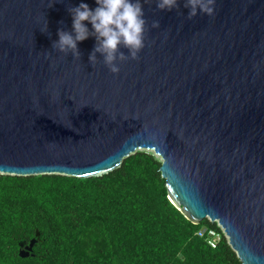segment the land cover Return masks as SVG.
<instances>
[{"label":"water","instance_id":"obj_1","mask_svg":"<svg viewBox=\"0 0 264 264\" xmlns=\"http://www.w3.org/2000/svg\"><path fill=\"white\" fill-rule=\"evenodd\" d=\"M53 2L0 0V173L99 176L152 150L172 203L218 221L242 264H264V0H216L192 19L184 0H141L145 47L118 74L99 53L89 63L94 36L79 60L52 48L68 9L95 0Z\"/></svg>","mask_w":264,"mask_h":264},{"label":"trees","instance_id":"obj_2","mask_svg":"<svg viewBox=\"0 0 264 264\" xmlns=\"http://www.w3.org/2000/svg\"><path fill=\"white\" fill-rule=\"evenodd\" d=\"M160 166L137 150L99 176L0 173V264H242L216 221L172 203Z\"/></svg>","mask_w":264,"mask_h":264},{"label":"clouds","instance_id":"obj_3","mask_svg":"<svg viewBox=\"0 0 264 264\" xmlns=\"http://www.w3.org/2000/svg\"><path fill=\"white\" fill-rule=\"evenodd\" d=\"M55 2V0H54ZM53 2V3H54ZM97 7L93 10L87 3L81 2L68 11L72 15V31L58 29L59 39L53 41L52 48L65 55L72 54L79 60L81 53L78 42L94 36L96 44L89 55V63H98L97 53L103 58L104 65L113 74H118L120 68L117 61L137 60L139 52L145 47V31L147 21L141 0H95ZM147 0H144L146 3ZM216 0H184L188 8V19L200 13L215 15ZM156 8L161 11L179 9L178 0H155ZM88 21L93 31L85 25ZM152 28H159L160 22L153 21ZM128 49V54L120 51V47Z\"/></svg>","mask_w":264,"mask_h":264},{"label":"built area","instance_id":"obj_4","mask_svg":"<svg viewBox=\"0 0 264 264\" xmlns=\"http://www.w3.org/2000/svg\"><path fill=\"white\" fill-rule=\"evenodd\" d=\"M216 222L218 223V221H216ZM218 225L221 227V229L223 230L224 234L226 235L225 230H224V228L221 226V224L218 223ZM199 233L202 234L203 231H200ZM209 234H210L212 237L216 235V234H215V231L212 230V229L209 230ZM226 236H227V235H226ZM227 238H228V236H227ZM210 243H211L213 246L215 245V241H214L213 238L210 240Z\"/></svg>","mask_w":264,"mask_h":264},{"label":"rangeland","instance_id":"obj_5","mask_svg":"<svg viewBox=\"0 0 264 264\" xmlns=\"http://www.w3.org/2000/svg\"><path fill=\"white\" fill-rule=\"evenodd\" d=\"M143 150H147V151H152V150H149V149H143ZM154 153V151H152ZM155 154V153H154ZM156 155V154H155ZM158 157V155H156Z\"/></svg>","mask_w":264,"mask_h":264}]
</instances>
